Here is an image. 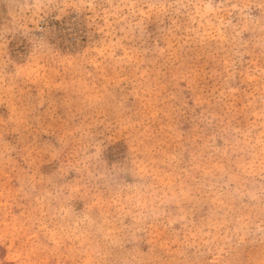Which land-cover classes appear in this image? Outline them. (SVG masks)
<instances>
[{
	"label": "rangeland",
	"instance_id": "374dc122",
	"mask_svg": "<svg viewBox=\"0 0 264 264\" xmlns=\"http://www.w3.org/2000/svg\"><path fill=\"white\" fill-rule=\"evenodd\" d=\"M0 264H264V0H0Z\"/></svg>",
	"mask_w": 264,
	"mask_h": 264
}]
</instances>
